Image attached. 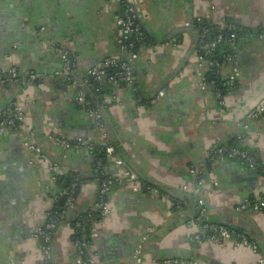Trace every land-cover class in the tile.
Returning a JSON list of instances; mask_svg holds the SVG:
<instances>
[{
    "label": "crops",
    "instance_id": "crops-1",
    "mask_svg": "<svg viewBox=\"0 0 264 264\" xmlns=\"http://www.w3.org/2000/svg\"><path fill=\"white\" fill-rule=\"evenodd\" d=\"M127 1L136 7L153 41L143 45L134 61L133 87L120 85L112 93L106 91L111 90L107 80L99 83L105 92L97 91L94 98L105 111L106 136L76 103L77 89L52 75L61 61L53 47L74 52L76 74L82 78L102 57L119 53L116 17L121 3L0 0V67L16 65L24 77L15 87H0V113L21 103L26 124L42 148V154H35L17 132L0 130V264H45L34 230L51 203L46 189L50 165L56 164L61 175L81 176L77 212L87 211L97 193L92 156L54 143L48 129L113 146L141 178L138 185L114 183L108 199L112 212L91 226L99 264H161L168 257L181 264H256L264 256V211L247 213L234 206L261 194L264 167H243L234 157L214 163L208 155L243 135L242 143L251 148L256 162L264 161V114L252 116L264 101V39L258 34L238 38L235 65L240 77L221 103L213 89L199 88L194 68L198 36L185 26L190 27L197 13L221 27L230 18L243 27L264 29V0ZM184 29L183 39L175 43ZM33 72L38 76L30 79ZM110 163V171L119 174L122 168ZM192 166L201 171L204 186L185 192L195 181ZM182 200L187 201L183 208H173ZM200 200L209 207L212 221L245 233L258 245V253L230 242L198 245L193 235L199 230L195 218ZM74 213L54 235L53 264L72 260ZM140 242L143 258L138 263L134 251Z\"/></svg>",
    "mask_w": 264,
    "mask_h": 264
},
{
    "label": "built area",
    "instance_id": "built-area-1",
    "mask_svg": "<svg viewBox=\"0 0 264 264\" xmlns=\"http://www.w3.org/2000/svg\"><path fill=\"white\" fill-rule=\"evenodd\" d=\"M117 1L122 4L124 3L125 5V10L122 13L117 14L116 17V45L119 50L118 54L102 57L97 63H95V65L87 69L82 78H79L76 74L78 62L74 52L68 47L61 45H54L53 47L54 52L59 55L61 61L60 66L52 72V75L77 89L75 95L76 103L79 104L87 115L94 120L96 126L104 131L106 136L107 121L105 111L102 107L93 103V100L88 97L86 89L91 86L92 79L100 82L105 75L107 76L106 80L111 89L110 92L112 93H114L120 85L133 87L136 83L134 61L139 56L144 45L141 46L139 51H136L135 41L131 39L134 34H139L144 26L136 7L127 0ZM211 7L215 8V5L213 4ZM222 29L223 27H221L220 30ZM206 35V32L201 33V44L194 50L196 56L194 68L199 77V88L201 91L213 89L219 101L224 103L222 91L214 88V81L208 80L206 71L215 68L216 73L223 76L227 87L232 89L240 77L239 67L235 65V59L237 57L235 50L238 39L232 34L230 38V50L233 51V54L226 55L220 59L213 56V52L216 49L217 44L223 39V35H217V37L210 43L203 41ZM258 36L261 39H264V31L258 34ZM179 42L180 41L175 43ZM111 68H113V71L109 72ZM37 76L38 74L34 72L29 75L30 79H34ZM23 81L24 77L16 65L0 67V87H15ZM100 90V86H97L96 92H100ZM162 94L163 92L160 93V95ZM112 98L115 97L112 96ZM263 114L264 101L254 109L252 116L258 117ZM26 118L27 115L23 105L19 102H15L12 106L7 107L2 113H0V130L4 131L5 129H11L17 132L24 140L25 146L33 153L40 155L42 154V148L36 141L35 131L26 124ZM245 137L240 135L238 137L239 142L235 145L224 144L214 147L209 152V160L215 163L219 159H224L226 157H238L243 160V164L248 162L251 167L258 165L251 148L242 143V140ZM48 138L61 147L75 150L77 153L84 152L87 153V155H96L98 151H100V147H98L95 141L84 136L70 138L59 130L48 129ZM104 150L107 159L111 160L110 164H115L121 167L122 170L119 174H114L110 171L111 169L110 167L108 168L107 165L103 169L102 175L104 177L96 173L93 174L92 178L94 182L97 183V193L91 207L82 213L76 211L78 197L73 195L74 191L80 192V188H78L82 183L80 177L72 183L70 189L58 191L55 188V185L61 174L57 172L56 164L49 166L51 176L46 189L50 191L51 203L46 208L41 219H39L34 230L37 246L43 255L45 264H53L52 244L54 241V235L60 223L74 211L77 213L73 218V220L75 219L74 224L71 225V237L78 230L85 232V224H88V226H90V238L85 240L83 237L71 240L73 255L69 264H99L96 252L93 248V245L96 243V233L93 232L91 226L93 223L107 217L112 212L109 200H104L105 197L108 194L110 196V188L114 183L138 185L141 181L139 174L126 165L125 160L117 154L113 146L107 145L104 147ZM96 165L100 166L101 161L98 160ZM190 173L194 175L195 181L191 186H185L183 188L185 192H189V190L197 191L204 186L203 175L199 169L192 166L190 168ZM58 201H62V208L59 212L51 215V210ZM200 201V211L197 218H195L199 223V230L193 235V239L198 245L207 241L217 243L230 242L235 248L248 247L254 253H258V245L252 242L245 233L239 232L223 223L212 221L210 219L209 207L202 200ZM186 204V200L179 201L175 209L178 210L183 208ZM234 207L239 211L247 213L264 211V189L258 197H245L240 202L236 203ZM35 214L39 215V213ZM142 255L143 242H140L135 247L134 251L136 262H142ZM161 264H181V260L174 257H168L164 258L161 261ZM256 264H264V256H260L257 259Z\"/></svg>",
    "mask_w": 264,
    "mask_h": 264
},
{
    "label": "trees",
    "instance_id": "trees-1",
    "mask_svg": "<svg viewBox=\"0 0 264 264\" xmlns=\"http://www.w3.org/2000/svg\"><path fill=\"white\" fill-rule=\"evenodd\" d=\"M124 10H125V5H124V3L123 4L121 3L119 6V10L117 11V14L122 13ZM190 22H191L190 27H188V26H185V27L187 29H189V32L191 31L193 34H196L198 36L196 47L200 46V44H201V36L200 35L203 32L207 33V35L203 41L208 42V43L213 41L217 37V35H219V34L223 35V39L221 40V42H219L217 44L216 49L213 52V56H215L216 58H220V59L222 57H225L226 55H232L233 54V51L230 50V38H231L232 34H234L238 39V38H240V36H243V35L260 34L261 32L264 31L263 28L253 29L250 27H243L238 22H236L235 20H232L230 18H228L225 21L226 26H224L223 29L220 30L221 24H219L218 22L206 19L204 17H200V15H197V13L193 14ZM184 32H186L185 29L182 30L181 32L177 33L178 35L175 36L177 41H180L181 39H183L182 36L184 35L183 34ZM131 39L133 41H135V50L136 51H139L143 44H149V43L151 44V42L153 41L152 35L144 28V26L141 29V32L139 34H134L133 37H131ZM112 71H113V68H111L109 70V72H112ZM206 76L208 77L209 81H214L213 86L215 89L221 90L223 95L228 93L230 88H228L227 85L225 84V80H224L223 76L216 73L215 68L207 70ZM99 83L100 82L92 79L91 80V86H89L86 89L88 97L93 100L94 104H96V100L94 98V95L96 94V87L99 86ZM101 89L102 90L100 92H103V90L105 92V87H102ZM106 91L110 92L109 89H106ZM98 96H100V95L97 94L96 97H98ZM237 143H238V141L237 142L236 141L230 142V144H228V145H235ZM98 147H100V151H98V153L96 155H94V154L91 155L92 156V166L94 169V174L96 173V174L104 177L102 175V173H103L104 167L106 166V164L108 162V159L106 157V152L104 150V146L100 144V145H98ZM98 160L101 161L100 166L96 165ZM79 177L81 178V176L79 174H75V173L60 175L58 178V181L55 185V188L58 191L68 190L71 188L72 183L75 182V180ZM78 188H80V186H78ZM111 188H112V186H111ZM111 188H110V193H111ZM73 195H75V197H79V192L74 191ZM108 199H109V194L105 197L104 200H108ZM61 208H62V201L56 202L53 209L51 210V215H54L55 213L59 212L61 210ZM173 208H175V207H173ZM72 216H73V214H72ZM64 220H66V219H64ZM74 221H75V219L74 220L70 219V224L71 225L74 224ZM85 226H86L85 232L84 231L81 232V230L80 231L78 230L71 237V240L83 238V237L85 238V240L89 239L90 238L89 237L90 226H88V224L87 225L85 224ZM237 231H239V230H237Z\"/></svg>",
    "mask_w": 264,
    "mask_h": 264
},
{
    "label": "water",
    "instance_id": "water-1",
    "mask_svg": "<svg viewBox=\"0 0 264 264\" xmlns=\"http://www.w3.org/2000/svg\"><path fill=\"white\" fill-rule=\"evenodd\" d=\"M197 45V44H196ZM106 78H107V76L105 75L103 78H102V82L104 83L105 82V80H106ZM234 161H235V163H243V160L242 159H240V158H238V157H234ZM257 164H260V165H262V166H264V163H263V160L261 159V158H258V160H257ZM248 167H251L250 165H249V163L248 162H246L245 163ZM243 165V164H242ZM243 167H244V165H243Z\"/></svg>",
    "mask_w": 264,
    "mask_h": 264
}]
</instances>
